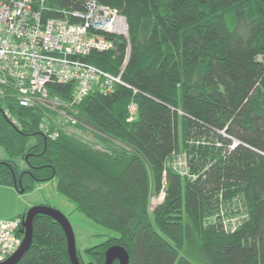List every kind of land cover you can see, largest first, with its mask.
<instances>
[{"label": "trees", "instance_id": "16d2710c", "mask_svg": "<svg viewBox=\"0 0 264 264\" xmlns=\"http://www.w3.org/2000/svg\"><path fill=\"white\" fill-rule=\"evenodd\" d=\"M88 1L46 0L43 18ZM95 1L129 31L128 41L106 35L114 51L85 58L112 75L126 64L124 85L78 106L99 134L50 139L44 109L0 99V186L28 193L56 180L77 212L118 233L87 249L89 262L78 254L81 264H105L113 246L129 264H264V0ZM71 88L54 93L67 98ZM153 198H162L154 208ZM224 199L246 214L232 232L212 222ZM33 227L18 264H72L58 222L38 215Z\"/></svg>", "mask_w": 264, "mask_h": 264}, {"label": "built area", "instance_id": "2783aa9c", "mask_svg": "<svg viewBox=\"0 0 264 264\" xmlns=\"http://www.w3.org/2000/svg\"><path fill=\"white\" fill-rule=\"evenodd\" d=\"M45 1L0 0V99L44 109L41 130L51 139L62 130L92 142L99 132L79 120L78 106L91 93L107 95L124 85L126 64L119 75H112L85 58L115 50V42L106 35L128 41L127 20L117 10L89 0L83 11L44 21ZM60 85L72 87L67 98L54 93ZM137 110L136 104L130 105L132 118ZM175 164L186 174V158ZM23 222L22 218L0 220V264L21 247Z\"/></svg>", "mask_w": 264, "mask_h": 264}, {"label": "rangeland", "instance_id": "374dc122", "mask_svg": "<svg viewBox=\"0 0 264 264\" xmlns=\"http://www.w3.org/2000/svg\"><path fill=\"white\" fill-rule=\"evenodd\" d=\"M77 113L79 116V109ZM82 123L84 122L82 121ZM84 124L87 127H91L86 123ZM71 131H74V129H71ZM4 158L7 159V154L0 145V159ZM179 163H183V160H180ZM6 188L0 186V212L3 217L20 218V215H26L33 207L41 203L59 210L69 219L74 229L77 252L85 263L90 261L86 254L87 249L118 236L117 232L103 227L77 212L75 205L57 191L56 180L37 186L33 191L24 194H20L16 189L8 191ZM161 200L162 198H153L151 207L154 208ZM224 201L226 204H221L220 211L216 214L217 218H213L212 222L217 226H221L226 232H232L244 222L246 214L241 203H239L237 208L232 207L230 209L228 202L225 199ZM1 219L6 220L4 218ZM208 223L210 224V222Z\"/></svg>", "mask_w": 264, "mask_h": 264}, {"label": "water", "instance_id": "95a60500", "mask_svg": "<svg viewBox=\"0 0 264 264\" xmlns=\"http://www.w3.org/2000/svg\"><path fill=\"white\" fill-rule=\"evenodd\" d=\"M19 193L24 194L25 191L20 190ZM38 215L49 216L61 225L67 237L71 263L81 264L78 258L74 229L69 219L59 210L46 205L35 206L26 214L21 230L23 234V243L17 253L2 264H18L24 255L29 251L33 242V224L36 216ZM115 261H118L119 264H129L130 256L121 246H113L106 252L105 264H114Z\"/></svg>", "mask_w": 264, "mask_h": 264}, {"label": "crops", "instance_id": "0c3cea01", "mask_svg": "<svg viewBox=\"0 0 264 264\" xmlns=\"http://www.w3.org/2000/svg\"><path fill=\"white\" fill-rule=\"evenodd\" d=\"M4 159H6V158H4ZM6 189H8V191H14V189L13 188H6ZM21 194V193H20ZM38 205H45V203H41V204H38ZM38 205H36V206H38ZM46 206H48V205H46ZM21 216V215H20ZM12 216H10V217H3L2 216V214H1V212H0V220H2L1 218H4V219H6V220H13V219H15V217H12Z\"/></svg>", "mask_w": 264, "mask_h": 264}, {"label": "bare ground", "instance_id": "6f19581e", "mask_svg": "<svg viewBox=\"0 0 264 264\" xmlns=\"http://www.w3.org/2000/svg\"><path fill=\"white\" fill-rule=\"evenodd\" d=\"M42 18H43V10H42ZM43 20L46 21V20H48V19L45 20V19L43 18ZM41 124H42V122H41ZM50 139H51V138H50ZM24 219H25V218H24ZM24 219H22V220H24ZM21 235H22V238H23V234H22V232H21ZM22 243H23V241H22ZM21 245H22V244H21ZM16 253H17V252H16ZM16 253H15V254H16ZM15 254H13V256H14ZM6 261H7V260H6Z\"/></svg>", "mask_w": 264, "mask_h": 264}]
</instances>
